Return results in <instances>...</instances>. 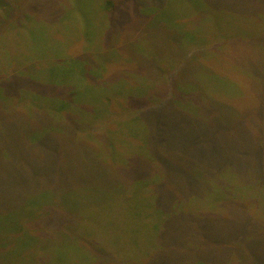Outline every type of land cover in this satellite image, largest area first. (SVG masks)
Segmentation results:
<instances>
[{
	"label": "rangeland",
	"instance_id": "374dc122",
	"mask_svg": "<svg viewBox=\"0 0 264 264\" xmlns=\"http://www.w3.org/2000/svg\"><path fill=\"white\" fill-rule=\"evenodd\" d=\"M106 1L0 0V74L48 69L51 61L69 64L65 70L70 71L77 62L79 67L86 68L87 64L94 72L88 78L90 82L96 80L97 94L102 97L99 105L108 112L96 121L87 116L74 132L66 130L63 146L50 142L40 153L30 152L22 148V134L38 124L30 121L28 112L32 118L49 113L56 121L64 120L71 108L66 106L61 112L59 106L63 104L52 106L54 95L43 98L29 85L25 91L11 87L14 96L0 92V202L15 201L17 207L23 197L28 200L49 186H66L68 177L70 184L105 182L103 185L109 186L113 176L105 177L107 169L98 168L99 155L112 163L111 170L119 171V178L128 187L122 196L80 208V216L69 220L63 232L53 226L60 215L43 219L46 229L40 232L35 230L37 220L31 228L22 221L35 243H27L25 234L15 227L5 246L16 253L28 247L24 253L27 264H34V257L50 243L48 238L54 239V247L48 249L52 264H199L194 248H199L211 232L212 237L204 240L201 249L205 262L233 264L238 260L236 252L243 256L254 236L253 264H264V116L256 115L259 102L249 99L251 93H264V67L254 73L244 62L250 58L245 53L247 48L261 50L264 46V10L261 16L257 13L261 0H207L211 12L207 7L201 15L199 0H112L110 5ZM142 9L169 10V15L179 10L182 18L173 28L168 26L166 15L156 21L150 14H142ZM182 28L193 38L184 44L175 41ZM72 57L75 63L65 60ZM183 69L191 74L190 80L181 81L180 73H186ZM217 77L227 81L220 86L244 95H230L223 87H216ZM103 86L108 93L102 91ZM199 86L204 87L199 91ZM135 89L147 92L141 95L147 102L124 97ZM210 89L225 90L230 97L239 95L237 108L244 115L234 126L181 122L179 118L169 122L161 137L162 109L143 112L149 102L169 97L207 117L209 98L214 95ZM114 90L122 95L113 94ZM82 99L89 102L85 96ZM227 99L223 100L234 101ZM238 110L229 112L236 117L241 115ZM42 128L33 131L31 140L36 133L49 129ZM201 133L207 148L205 152L199 150L197 165L196 151L188 145L195 144V135ZM200 167L206 175H198ZM145 168L148 175L139 177ZM63 179L67 183L55 186ZM110 191L107 188L102 194ZM231 199H239L246 206L251 224L242 232L231 236L223 219L215 218L208 220V230L193 229L192 237L201 242L198 245L183 237L189 225L195 226L201 210L232 219L236 209L224 203ZM199 223L203 227V222ZM212 231L225 234L214 243L217 234ZM105 248L114 255L102 250ZM4 253L0 246V264L8 260ZM244 260L252 264L247 255ZM38 261L35 264H43Z\"/></svg>",
	"mask_w": 264,
	"mask_h": 264
},
{
	"label": "trees",
	"instance_id": "16d2710c",
	"mask_svg": "<svg viewBox=\"0 0 264 264\" xmlns=\"http://www.w3.org/2000/svg\"><path fill=\"white\" fill-rule=\"evenodd\" d=\"M188 1L193 2V0H188ZM206 1L207 0H199V2H201V5H203V7H201V11L198 13V15H201L202 13L206 12V8L208 7V5L205 4ZM106 3L110 5L112 3V0H108L106 1ZM178 4L180 5V2ZM230 5L231 4H227V7H230ZM239 8L240 10H242L241 4H239ZM208 10L209 12H211L209 7H208ZM263 10H264V0H261L260 6L257 5V13H261L260 14L261 16ZM167 12H169V10L163 11V12L156 10V9L155 10L152 9L151 11L149 9L141 10L142 14L148 13L151 16H153L156 21L160 20L162 17L166 15V19H168V21L170 22L168 25L169 27L171 26L174 28L175 26H178L179 24H175V23L177 22L178 19L181 20L182 18V16H180L181 12L179 10H172V13L170 15ZM182 25L184 24L182 23ZM181 27L183 26H180V28ZM186 31L188 30L186 29H183V31L179 30L178 40H175V41H178L179 43L184 44L185 42H187L188 38L193 39L192 37H190V35ZM261 39L264 40V36H261ZM188 41H191V40L188 39ZM245 53L249 55L250 57L248 62L244 61L246 65L251 70H253V72L255 71L259 73V71L264 67V46L261 50L247 48L245 50ZM65 60L71 63L76 62V59L73 57L71 59L69 58ZM50 63L51 65L48 69L34 70L33 68H30L29 71L19 72V73H16L14 70H12L6 76H3L2 74H0L1 94L6 93L7 96H12V95L14 96L13 92L10 90L11 87L13 88L14 91L15 89H18V90L22 89L23 91H25L26 89L24 88H27V86L29 85L31 87H34L35 91L37 92V94L35 92L34 94L42 96L43 98L47 96L52 97L54 95V98L52 97L51 99L52 106L55 107V103L60 104V105L63 104V106H59V108L61 109V112L65 110L66 106H69L71 108V111L66 112L67 114L65 115L64 120L57 119L56 121L52 117L53 115L51 116L49 113H40L41 116L36 115L35 118H32L34 117L31 114L32 112H28V115H30L29 117L30 121L32 119L34 122L38 124L37 127H29L26 133L22 134V138H23L21 139L22 148L23 149L28 148L30 152L32 151L38 152L41 148H44V146L48 145L50 142L57 143L58 145L63 146L65 144V141L63 140V135H65L64 132L66 130L70 129L72 132H74L76 130L77 125H80L86 122V120L88 119L86 118L87 116L91 117L92 120L94 119V121H96V119H99L101 115H104V113H108L103 110V106L99 105V102L102 101V97L97 94L99 89H97L96 80L95 82H90L88 78L94 72L88 69L87 64L83 62L86 65V68H84V67H79L78 62H77V66L73 67L70 71V69L65 70L67 66H70L69 64H64V63L59 64V63L52 62V61ZM63 72H68L69 74H71V77L67 73H63ZM182 72H186V73L185 75H183V73H180L182 75L181 81H184L185 78L190 80L189 76H191V74L187 72L186 70L184 71V69L182 70ZM67 75H68V78H67ZM215 81L216 83H218L216 84V87H223L226 91H229L228 93L230 95H235L236 93H239V90L237 92H232L228 90L225 85L220 86L219 83L221 82H224L226 84L227 81L225 79L221 77H217ZM203 87L204 86L202 87L199 86L197 90L202 89ZM209 87L216 88L215 86H209ZM57 88L64 89L65 90L64 93H60V91ZM103 89H107V88L103 86L102 91ZM205 89H208V88H205ZM262 90L264 92V89ZM224 91H216V92L211 91L214 95H212L211 98H209L210 100L208 102V108H207L209 115L207 117H201V115L196 113V110H190V109L181 107V105L179 106L173 98H169V97L163 98L162 100H159L158 102H154V104H151L148 101L149 105L143 112H148L155 108L162 109V114H163L162 120L164 121V123L161 125L162 128L159 133L161 137L164 136L165 128L168 127L169 122L171 121L178 122L179 118L181 119V122H184V121L187 122V120L190 123L198 122V123H203V124L207 122L209 123L221 122V123H224L228 127H232L237 123L239 118L242 117L244 114L239 113V110L237 108V105L239 104L237 102L239 100V95H237V97H230V95L225 93ZM103 92L108 93V91H103ZM220 92H222L223 94H221ZM112 93L113 94L118 93L119 95H122V92L120 91L114 90L112 91ZM145 93L147 92L135 89L134 91L129 92V94L126 93L124 97L129 96L127 98H130V101L135 100V102L137 103L141 102L143 104L144 100H146L147 102V99L144 96H141ZM239 94L244 95L243 92H240ZM84 96L86 97V100L87 99L89 100V102H86V101L84 102V100L82 99L84 98ZM17 97L21 98L18 95ZM244 97H246V95ZM227 98L233 99L236 102L226 101L228 100ZM254 98L256 101L259 102L258 112L256 115L258 116L260 115L261 117H263L264 116V109H263L264 93H261L260 95L257 93L256 94L251 93V97L249 99H254ZM223 99H226V100H223ZM229 109H232V110L236 109L238 110V114H241V115L240 116L237 115L235 117L229 112ZM71 114L73 117L76 116V118L71 117ZM245 114H247V111ZM65 121L66 123H63ZM45 124H48V125L45 126ZM70 125H72V128L69 127ZM40 126L43 127L41 130H43L44 128H49V129H44L43 131L36 133L33 139L31 140L30 135H32L34 133L33 131ZM204 133H201L200 135L196 134L194 138L195 144L188 145L191 148L193 147L194 150L196 151L195 157L199 159V161H197V165H200L201 153L199 154V150L202 149V151L205 152V148H207V147H204L207 144L205 142L206 137ZM128 134L130 135L129 132ZM133 135L134 134H132V136ZM116 147H118V145H115V148ZM40 152L41 151H39V153ZM155 155L157 156V154ZM134 157L136 156L134 155ZM139 158L140 160H145L148 163H150L149 160L143 157L142 158L139 157ZM157 161L159 162V157H157ZM98 162L100 164L98 166L99 169H107L106 171L108 173L105 174V177L113 176V178L110 181H108L109 186L103 185V184H106L105 182H103L100 185H97L95 183H91V184L86 183L85 185H79L78 182H72L70 184L69 177H68V184L66 186H63L60 188H53L49 186L47 188L40 190L39 192L33 193L32 196H30V193H28L30 198L28 200H25V197H23L24 200L20 199L18 201L19 204L17 207L15 204V201H13L10 204L5 203L4 201L0 202V246L5 248L4 257L8 259L6 260V264H27V257L25 256L24 253L28 247L24 248L21 251H17L16 253V250L14 248H9L5 246V241L10 240V236L13 234L15 227H18L25 234L24 237L25 236L27 237V240H28L27 243H29V241H34L35 243L34 236L27 234L22 221L26 220L27 226H30L31 228L33 227V221L37 220L38 222L35 223V225L37 224L38 226L37 228L35 227V230L40 232L46 229L45 224H42L46 222V221H42L43 219L47 218L48 216H50V219H51L52 216L60 215L61 219L59 220V222H57L53 226L59 227L60 230H62L63 232L69 220L80 216V213L78 211L80 208H83L85 207V205H88L91 203L95 204V203L101 202L107 198L113 199L115 197L122 196L123 194H125L126 190L128 191V187L127 186L125 187L126 184L123 183L124 181H122L119 178V175H120L119 171L111 170L112 163L106 162V160L103 159V157H101L100 155L98 158ZM129 165L130 164L126 166H129ZM200 169L202 171L199 170L198 175L199 176L206 175L204 174L205 171L203 170V168L200 167ZM121 170L125 171L124 168ZM54 171L55 169H53V172ZM60 175L62 179L63 176L61 173ZM147 175H148V171L145 168V170L140 172L139 177L141 176L145 177ZM64 183H67V181L63 179V182L55 183V186H59ZM107 188H109L111 191L107 195H103L102 193H106ZM23 193L24 192H21V194ZM58 193L61 194L60 198H58L57 196ZM224 203L227 207L236 209L235 212L232 211L233 212L232 219H229L228 217L226 218L222 216L221 213L219 214L218 212H215L213 210H205V211L201 210L200 213L196 215V220H194V222H196L195 226L189 225L185 229L183 237H186L189 239L190 242H193L194 246L196 244L198 245L201 242L195 240L192 237L191 234H192L193 229H201L203 231H206V229L208 230L210 227V223L208 222V220H215V218L223 219L222 223H224L229 228L226 233L231 231L230 232L231 236H236L237 234L243 231L245 225L251 224V221L249 220L245 212L246 206H244L245 205L244 202H242L239 199H235V200L231 199ZM169 217L171 216L169 215ZM151 220H152V213H151ZM199 221L203 222V227L200 225ZM212 232H214V234H217V231H212ZM254 233H255V230L252 229L251 234H254ZM224 234L225 233H222V234L218 233L217 238L214 240V243H217L219 241V238H223ZM2 235L5 237L4 239L2 238ZM208 237H212L211 232L205 235L204 240H207ZM48 240L50 241V243H47L46 245H44L43 246L44 248L37 256L38 260H40V262H43V264H52V259L48 253V249L54 247L53 246L54 239L48 238ZM204 240L202 242V245L199 248H196V249L194 248L195 253H196V260L198 261L199 264H209L208 262H205L207 258L203 257L201 254V249L204 245ZM255 240H256L255 237L251 236L248 244L246 245L247 248L243 251V256H241L239 252H236V255H238L237 256L238 260H235L233 264H246L245 260L242 261V259H244L246 255L249 257V260L250 262H252V264L256 262L255 255L252 250V246ZM102 250L107 252L111 256L114 255L113 251L108 248H105ZM37 258L34 257V264L35 262H39ZM208 260L211 261L212 259H208Z\"/></svg>",
	"mask_w": 264,
	"mask_h": 264
}]
</instances>
